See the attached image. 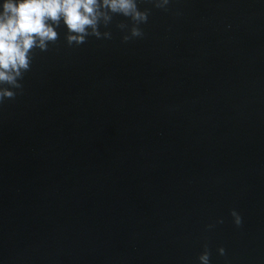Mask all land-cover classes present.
Returning <instances> with one entry per match:
<instances>
[{"label": "water", "instance_id": "water-1", "mask_svg": "<svg viewBox=\"0 0 264 264\" xmlns=\"http://www.w3.org/2000/svg\"><path fill=\"white\" fill-rule=\"evenodd\" d=\"M138 7L0 103V264H264V0Z\"/></svg>", "mask_w": 264, "mask_h": 264}, {"label": "clouds", "instance_id": "clouds-1", "mask_svg": "<svg viewBox=\"0 0 264 264\" xmlns=\"http://www.w3.org/2000/svg\"><path fill=\"white\" fill-rule=\"evenodd\" d=\"M152 2L164 10L169 4V0ZM114 16L131 21V25L124 22L117 25L127 32L124 42L144 35L140 25L147 23L149 11L140 10L138 0H3L0 4V103L15 98L17 93L13 89L23 87L20 81L31 68L33 51H47L49 43L59 39L56 28L61 22L67 29L68 45H81L89 36L111 39V32H101L100 27L107 28ZM231 215L239 226L240 215L235 210ZM204 248L198 260L200 264H210L207 245ZM218 251L224 254L223 248Z\"/></svg>", "mask_w": 264, "mask_h": 264}]
</instances>
